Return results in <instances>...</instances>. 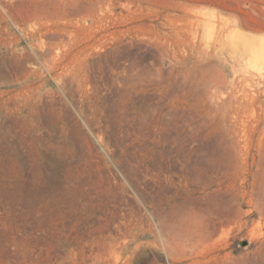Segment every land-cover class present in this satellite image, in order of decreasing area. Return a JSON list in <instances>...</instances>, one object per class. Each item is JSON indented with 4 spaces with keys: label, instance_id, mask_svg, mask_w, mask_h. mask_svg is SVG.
Returning a JSON list of instances; mask_svg holds the SVG:
<instances>
[{
    "label": "rangeland",
    "instance_id": "374dc122",
    "mask_svg": "<svg viewBox=\"0 0 264 264\" xmlns=\"http://www.w3.org/2000/svg\"><path fill=\"white\" fill-rule=\"evenodd\" d=\"M20 1L0 0V70L29 56L38 76L0 78V264H264V0H113L85 51L89 0L63 19L28 18ZM232 17L250 57L243 37L236 52L193 49ZM232 53L214 101L241 107L209 134L184 95L193 74L170 68Z\"/></svg>",
    "mask_w": 264,
    "mask_h": 264
},
{
    "label": "bare ground",
    "instance_id": "6f19581e",
    "mask_svg": "<svg viewBox=\"0 0 264 264\" xmlns=\"http://www.w3.org/2000/svg\"><path fill=\"white\" fill-rule=\"evenodd\" d=\"M81 3V1H79ZM78 0H21L19 3L20 5L25 4V14L28 18H38L40 15H53L56 18H64L66 17L69 13H71V10H78ZM17 4V3H16ZM97 5L99 9L103 12H100L99 14L95 12L94 6ZM80 5V4H79ZM30 6V7H29ZM85 6V5H84ZM11 7V5H10ZM13 7H11L12 9ZM15 8V7H14ZM13 8V9H14ZM22 8V7H21ZM20 8V9H21ZM16 9V8H15ZM17 10V9H16ZM8 10L7 12H9ZM11 12H13L11 10ZM10 12V13H11ZM22 12V11H21ZM80 12V11H79ZM9 13V14H10ZM19 14V13H18ZM16 15V14H14ZM11 16H13L11 14ZM81 16L83 19L84 24L88 23L86 26H82L80 30H78V33L82 35L83 39L81 42H79L80 46H77L81 51H85L86 49L92 48L95 44L94 42L97 40H100L102 37L107 36V33L104 32L105 29H107V26L112 24V16H113V0H89V3L86 5V8L84 9V12L81 13ZM15 17V16H13ZM12 17V18H13ZM19 17V16H18ZM116 18V16H115ZM20 19V18H19ZM14 20V19H13ZM89 21V22H87ZM222 21V20H221ZM115 22V21H114ZM129 22V21H128ZM200 23V22H199ZM83 24V25H84ZM242 26V24L239 22L237 18H227L225 21L222 22L221 28L211 37L205 36L203 32H201V42L197 43L195 47H193L194 50L200 52L202 51V47L204 45L214 48L217 50L219 53H223L225 49H229L230 52H236L238 51L239 44L241 43V38L243 37V34L238 30V28ZM197 28V27H196ZM183 29V28H182ZM194 30V29H193ZM23 31V29H22ZM119 31V30H118ZM120 32V31H119ZM172 32V31H171ZM179 32V31H178ZM36 31L33 33H24V36L28 34V36L31 34V36H34ZM98 34V38H97ZM124 34V33H123ZM175 34V33H174ZM188 36V35H187ZM196 37V36H195ZM194 37V38H195ZM198 37V36H197ZM181 38V37H180ZM184 38V37H183ZM165 39V38H164ZM229 39V40H228ZM244 39V37H243ZM194 40V39H193ZM109 41V40H108ZM107 41V42H108ZM191 41V40H190ZM105 43V45L107 44ZM189 42V41H187ZM162 43V42H161ZM172 45H169L168 48H172L175 45H178L179 42H171ZM165 44V43H164ZM251 41L247 36H245L244 41H242V46H243V51L247 50L249 52V56L251 55V49L253 47L251 46ZM29 45L32 46L30 43ZM97 46L104 48V42L101 41ZM161 48V47H160ZM166 48V49H168ZM178 51V50H177ZM190 51V50H189ZM186 52V51H185ZM18 53V52H17ZM189 53V52H188ZM215 53V52H214ZM37 54V52H36ZM174 54V53H172ZM176 54V53H175ZM183 54V53H181ZM187 55V54H186ZM237 54L232 53L230 62H228L224 57L220 56L217 59V66H214L215 68H212L211 71H207L202 69L201 63L197 64L195 67L192 66L191 62L189 61L191 56L190 54L184 57H180L178 60V63L171 67L169 70L172 74H174V78L177 79L178 76H181L183 79H188L191 74H193V81H191L193 84L191 85V88L185 92V98L188 97V99L191 101L190 104L194 106L192 115L198 116L199 118L206 117L207 118V123L206 129L208 130L207 133L210 134L212 131H224V127L227 130H232L234 128V119L230 115L231 113H237L239 112V109L241 107V104H234L233 100L228 101V102H221V101H214L215 97V89L217 86H219L222 83H226L229 79L226 78V75L224 74V69H227L230 71V73L234 72L236 70V66L239 63L238 60L240 61L241 56L237 57ZM247 55V54H246ZM245 55V56H246ZM243 56V55H242ZM29 57V56H27ZM27 57H15L13 61H8L10 71L9 69L7 70L8 72H2L0 70V78L2 79H12V76L15 77L16 79L20 77H25L28 78L29 76H38V73L34 72V70L27 69V63L29 59ZM30 58V57H29ZM33 58H30V60ZM33 63V60H31ZM35 61V59H34ZM29 62V61H28ZM251 62V60H250ZM31 63V62H29ZM195 64V63H194ZM206 64V63H205ZM4 68V67H3ZM133 68V67H132ZM1 69V68H0ZM196 69V71L192 70ZM129 70V69H128ZM170 73V74H171ZM252 75V74H251ZM140 76V75H139ZM148 76V75H147ZM158 77V76H156ZM155 77V78H156ZM191 78V77H190ZM192 80V79H190ZM197 80V81H196ZM11 81V80H10ZM162 81V80H161ZM9 83V82H8ZM176 84V83H175ZM193 88L195 90L192 93ZM191 89V90H190ZM189 91L192 93L188 94ZM176 94V93H175ZM235 95V94H234ZM221 100V99H220ZM231 100V99H230ZM188 103V102H187ZM239 106V107H238ZM243 107V106H242ZM3 109L4 111H8V109L2 105L0 109ZM156 112V111H155ZM145 116V115H144ZM176 116V115H175ZM185 117V116H184ZM187 117V116H186ZM145 117H143L144 120ZM171 118V117H170ZM205 118V119H206ZM178 119V118H177ZM152 120V118H151ZM173 121V120H172ZM163 122V121H162ZM161 122V123H162ZM196 122V121H195ZM236 125V124H235ZM224 126V127H223ZM199 127H202L199 126ZM221 127V128H220ZM142 128V127H141ZM221 129V130H220ZM223 129V131H222ZM192 130V129H191ZM195 131V130H194ZM226 131V130H225ZM197 132V131H196ZM192 133V132H191ZM206 133V134H207ZM228 133V132H227ZM226 133V134H227ZM224 135L223 133H221ZM226 136V135H225ZM220 139V136L218 137ZM233 138V137H232ZM223 140V138H222ZM218 141V140H217ZM223 142V141H221ZM228 144V143H227ZM226 147V146H225ZM193 151V150H192ZM234 154V153H233ZM262 160V159H261ZM259 166V164H258ZM262 166V165H261ZM258 170V168H257ZM258 172V171H257ZM261 172V170H260ZM259 174V173H258ZM260 177V176H259ZM75 183V182H74ZM255 183V182H254ZM86 185V184H85ZM50 189V188H49ZM48 189V190H49ZM224 193V192H223ZM225 201V200H224ZM60 203V202H59ZM217 206V205H216ZM214 206V207H216ZM209 207V206H208ZM194 212V211H193ZM202 212V211H201ZM206 212V211H205ZM204 212V213H205ZM210 212V211H209ZM196 212H194L195 215ZM197 214V213H196ZM203 215V213H200V215ZM193 215V213H192ZM199 215V214H198ZM199 215V217H200ZM168 216V215H167ZM180 216V214H179ZM197 216V215H195ZM159 217V215H158ZM183 217V216H182ZM203 217H206L205 215ZM178 218V217H177ZM160 219V218H159ZM158 219V221H159ZM166 219V218H165ZM199 218H195L192 216L186 217L182 219L179 224L180 228L185 231V233L189 234L193 230L196 231L197 228H199ZM202 219V218H201ZM204 219V218H203ZM208 219V217H207ZM210 219V218H209ZM168 220V219H167ZM176 220H173V222ZM179 221V220H178ZM202 220H200L201 222ZM161 222V221H160ZM163 222V221H162ZM209 222V221H208ZM96 223V222H95ZM177 223V222H176ZM171 224V223H170ZM175 224V223H174ZM201 224V223H200ZM210 224V223H209ZM214 224V223H213ZM95 225V224H94ZM156 225V224H155ZM164 225V224H163ZM173 225V224H172ZM170 227H173L171 225H165ZM210 226V225H209ZM114 227V226H113ZM116 227V226H115ZM167 227V228H168ZM176 227V226H175ZM211 227V226H210ZM83 228V227H82ZM117 228V227H116ZM157 228V227H156ZM165 228V227H164ZM163 228V229H164ZM174 228V227H173ZM175 229V228H174ZM215 229V228H214ZM120 230V229H119ZM162 230V229H161ZM170 230V229H169ZM168 230V232H169ZM123 231V230H122ZM164 231V230H162ZM112 232V231H111ZM161 232V231H160ZM194 232V231H193ZM126 233V232H125ZM165 233H167V229L165 228ZM108 234V233H107ZM160 234V233H159ZM115 235V234H114ZM167 235V234H166ZM163 236L160 235V237ZM168 236V235H167ZM174 236V235H173ZM165 237V236H164ZM170 237V236H169ZM186 238V237H185ZM102 239V238H101ZM171 239V237H170ZM168 238V240L170 241ZM190 239V238H189ZM106 240V239H105ZM174 240V239H173ZM185 240V239H184ZM183 240V241H184ZM186 241V240H185ZM194 242V239L192 240ZM198 241V240H197ZM89 242V241H88ZM187 242H189L187 240ZM87 243V242H86ZM179 243V241H177ZM186 243V242H185ZM187 244V243H186ZM167 245L168 242H167ZM87 248V247H85ZM91 248V247H90ZM87 250V249H86ZM85 250V251H86ZM59 252V251H58ZM87 253V252H86ZM85 253V254H86ZM88 255V254H87ZM93 255V254H92ZM49 256V255H48ZM58 256V255H57ZM93 257V256H92ZM119 258V257H118ZM87 261V260H86ZM92 261V260H90ZM92 263V262H91Z\"/></svg>",
    "mask_w": 264,
    "mask_h": 264
},
{
    "label": "water",
    "instance_id": "95a60500",
    "mask_svg": "<svg viewBox=\"0 0 264 264\" xmlns=\"http://www.w3.org/2000/svg\"><path fill=\"white\" fill-rule=\"evenodd\" d=\"M247 243L246 240L241 241V245H245Z\"/></svg>",
    "mask_w": 264,
    "mask_h": 264
}]
</instances>
